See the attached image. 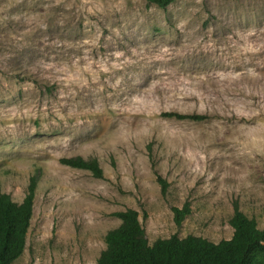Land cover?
<instances>
[{
    "label": "rangeland",
    "instance_id": "1",
    "mask_svg": "<svg viewBox=\"0 0 264 264\" xmlns=\"http://www.w3.org/2000/svg\"><path fill=\"white\" fill-rule=\"evenodd\" d=\"M33 175L12 264H94L127 208L151 244L231 238L235 202L264 228V0H0L2 189Z\"/></svg>",
    "mask_w": 264,
    "mask_h": 264
},
{
    "label": "trees",
    "instance_id": "2",
    "mask_svg": "<svg viewBox=\"0 0 264 264\" xmlns=\"http://www.w3.org/2000/svg\"><path fill=\"white\" fill-rule=\"evenodd\" d=\"M150 4L165 9L176 0H147ZM168 118L202 120L201 114H182L166 111ZM61 162L73 168L85 169L98 178L104 170L95 157H64ZM39 175L30 178L27 193L21 202L15 201L2 189L0 183V264H12L24 252L26 239L34 212V201ZM158 181L166 191V181ZM174 219L181 225L190 207H174ZM120 224L110 229L105 236L106 248L94 264H264V228L258 221L241 210L238 202L230 224L234 233L229 239L219 242L190 234L185 237L172 235L149 243L140 221V213L133 208L115 212Z\"/></svg>",
    "mask_w": 264,
    "mask_h": 264
}]
</instances>
